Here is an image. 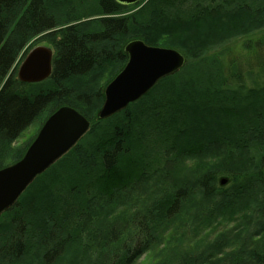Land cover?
Returning a JSON list of instances; mask_svg holds the SVG:
<instances>
[{"label":"trees","instance_id":"obj_1","mask_svg":"<svg viewBox=\"0 0 264 264\" xmlns=\"http://www.w3.org/2000/svg\"><path fill=\"white\" fill-rule=\"evenodd\" d=\"M137 40L186 64L99 119ZM62 107L91 129L0 215V264H264V0H0V170Z\"/></svg>","mask_w":264,"mask_h":264},{"label":"water","instance_id":"obj_2","mask_svg":"<svg viewBox=\"0 0 264 264\" xmlns=\"http://www.w3.org/2000/svg\"><path fill=\"white\" fill-rule=\"evenodd\" d=\"M131 6L142 0H115ZM128 61L105 87V100L99 119H107L139 101L160 80L186 64L175 49L148 46L143 41L130 42L125 49ZM53 49L33 47L17 70L23 83H40L53 72ZM91 122L79 111L62 107L43 123L38 134L17 163L0 170V215L13 207L34 180L67 155L87 134ZM223 184L225 181L222 182Z\"/></svg>","mask_w":264,"mask_h":264},{"label":"rangeland","instance_id":"obj_3","mask_svg":"<svg viewBox=\"0 0 264 264\" xmlns=\"http://www.w3.org/2000/svg\"><path fill=\"white\" fill-rule=\"evenodd\" d=\"M130 43V42H129ZM128 43V44H129ZM127 44V45H128ZM126 45V46H127ZM232 45V43L230 44V46ZM46 46V45H45ZM47 47H49V46H47ZM161 48V47H160ZM52 49V48H51ZM125 49H126V47H125ZM236 53L234 52L233 54H232V56L233 55H235ZM25 59V58H24ZM23 59V60H24ZM23 60H22V62H23ZM21 62V63H22ZM20 63V64H21ZM20 66V65H19ZM41 120H39V121H37L36 123H34L30 128H28L23 134H22V136L14 143V147H23L24 145H25V143L36 133V131L37 132H39V130L41 129ZM90 129H91V127H90ZM90 129H89V131H90ZM88 131V132H89ZM87 132V133H88ZM38 134V133H37ZM36 134V135H37Z\"/></svg>","mask_w":264,"mask_h":264}]
</instances>
